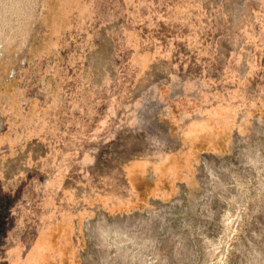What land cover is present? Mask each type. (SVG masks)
Here are the masks:
<instances>
[{"label": "rangeland", "instance_id": "1", "mask_svg": "<svg viewBox=\"0 0 264 264\" xmlns=\"http://www.w3.org/2000/svg\"><path fill=\"white\" fill-rule=\"evenodd\" d=\"M31 101L49 112L32 155ZM223 104L239 140L214 154L209 193L196 178L174 205L90 217L89 264H264V0H0V264L34 240L31 197L109 191ZM48 180L65 187H30Z\"/></svg>", "mask_w": 264, "mask_h": 264}, {"label": "crops", "instance_id": "2", "mask_svg": "<svg viewBox=\"0 0 264 264\" xmlns=\"http://www.w3.org/2000/svg\"><path fill=\"white\" fill-rule=\"evenodd\" d=\"M227 104L212 106L206 110V117L193 120L183 128L174 127L178 134L174 148L158 158L148 157L134 161H126L120 166V180H110L109 191L89 193L73 200L53 197H40L31 206H38L39 210L34 219L39 221L36 235L28 251L23 256L19 250V264H84L82 252L84 247L83 222L90 217L103 215H128L143 211L149 207L151 201L168 202L180 196L184 190H194L196 186V165L202 154L226 153L231 147L234 133L233 112L226 110ZM48 107L44 103L31 101L26 111L27 138L30 135V148L26 153L32 155L37 152L33 142L40 144L44 132L40 131L39 120L48 115ZM209 114V115H208ZM47 119V118H46ZM42 128V127H41ZM180 130V131H178ZM77 140L96 139V134L89 130L86 133L75 131ZM40 142V143H38ZM106 151V150H105ZM83 161L73 159V167L82 176V167L91 168L93 160H88L94 154L91 150L81 151ZM75 157V153H74ZM32 162V160H31ZM43 164V162H41ZM112 178V174H111ZM87 182V181H86ZM80 187V180L73 181ZM32 189H59V182L52 180L39 182L31 181ZM39 202V203H38ZM14 256L9 258V264H14Z\"/></svg>", "mask_w": 264, "mask_h": 264}, {"label": "built area", "instance_id": "3", "mask_svg": "<svg viewBox=\"0 0 264 264\" xmlns=\"http://www.w3.org/2000/svg\"><path fill=\"white\" fill-rule=\"evenodd\" d=\"M235 138V139H234ZM235 140L236 142L239 140V138L236 136H233V143L231 146V152L234 150V145H235ZM219 156L214 155V154H202L199 158V165L197 166V181L200 186V190L202 193H209L208 189L210 184L213 182L215 179V171L213 168V161L214 159L218 158ZM187 194V191L184 190L183 193L178 196L175 200H171L169 203L174 205L175 203L178 202V199L182 198V196H185ZM165 202L161 201H151L149 206L154 207V206H164ZM140 212H137V214ZM91 224L92 220L91 219H86L83 224V232L88 233L89 230L91 229ZM82 259L84 264H89L85 253L82 252Z\"/></svg>", "mask_w": 264, "mask_h": 264}]
</instances>
